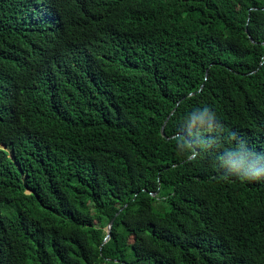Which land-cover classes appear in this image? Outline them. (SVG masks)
<instances>
[{"label": "trees", "instance_id": "1", "mask_svg": "<svg viewBox=\"0 0 264 264\" xmlns=\"http://www.w3.org/2000/svg\"><path fill=\"white\" fill-rule=\"evenodd\" d=\"M0 264H264V0H0Z\"/></svg>", "mask_w": 264, "mask_h": 264}, {"label": "water", "instance_id": "2", "mask_svg": "<svg viewBox=\"0 0 264 264\" xmlns=\"http://www.w3.org/2000/svg\"><path fill=\"white\" fill-rule=\"evenodd\" d=\"M250 41L253 42L252 39H250ZM161 133L163 134V127L161 129ZM124 207H126V205ZM124 207H122L121 209H119V211L115 214V216L109 221V223H108V225H107V227L105 229L106 236L104 238V242H106L109 239V237H110V230H111V227L113 225V221H114L115 217L119 214V212H121L123 210Z\"/></svg>", "mask_w": 264, "mask_h": 264}]
</instances>
